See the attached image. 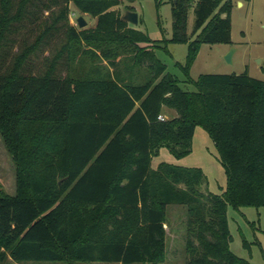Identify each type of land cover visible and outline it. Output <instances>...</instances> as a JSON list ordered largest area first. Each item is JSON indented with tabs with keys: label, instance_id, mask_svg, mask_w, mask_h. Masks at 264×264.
<instances>
[{
	"label": "trees",
	"instance_id": "1",
	"mask_svg": "<svg viewBox=\"0 0 264 264\" xmlns=\"http://www.w3.org/2000/svg\"><path fill=\"white\" fill-rule=\"evenodd\" d=\"M168 2L171 42L188 43L176 66L193 93L166 72L159 45H139L145 36L122 19L121 0H0V135L15 166V194L0 192V261L160 264L166 208L184 205L185 264H251L230 249L226 211L264 208V81L247 72L192 80L201 44L231 43V0ZM70 5L95 27L70 26ZM76 41L102 46L111 64L130 52L150 76L141 85L76 78ZM164 109L177 116L160 120ZM197 125L224 168L221 194L200 190V168L151 166L162 147L187 156Z\"/></svg>",
	"mask_w": 264,
	"mask_h": 264
},
{
	"label": "rangeland",
	"instance_id": "2",
	"mask_svg": "<svg viewBox=\"0 0 264 264\" xmlns=\"http://www.w3.org/2000/svg\"><path fill=\"white\" fill-rule=\"evenodd\" d=\"M122 15L126 11L138 15V24L132 25L141 31L145 39L139 45L146 49L155 48L156 57L166 66V72L175 76L182 90L193 93L194 85L188 82L183 71L176 63L184 65L187 61L188 43L171 42L172 11L168 0H121L117 9ZM82 17L87 25L79 28L77 20ZM231 43L201 44L193 61L189 75L196 80L202 74H242L264 81V0H231ZM195 24L194 7L188 11L187 33L191 36ZM69 25L77 32L90 30L96 25V18L90 14L77 11L70 5ZM105 48L107 46H104ZM103 47L87 41H76L72 45L70 74L76 78H114L121 84L141 85L150 76L148 68L136 65L133 55L122 50L117 51L114 64H111L102 53ZM232 51L231 63L225 56ZM164 119L176 117L173 110L164 109ZM164 162L181 167L200 168L206 183L202 192L221 194L226 188V174L219 160L217 149L208 133L201 125L195 127L191 152L180 159L175 158L166 148L158 150L152 158L151 166L155 169ZM0 192L15 194V166L7 153L0 135ZM187 207L169 205L166 208L165 230L166 259L160 264H185ZM226 217L232 236L231 251L251 264H264V208L227 207ZM0 264H120L109 262H69V261H25L15 262L6 257ZM147 264V263H133Z\"/></svg>",
	"mask_w": 264,
	"mask_h": 264
},
{
	"label": "water",
	"instance_id": "3",
	"mask_svg": "<svg viewBox=\"0 0 264 264\" xmlns=\"http://www.w3.org/2000/svg\"><path fill=\"white\" fill-rule=\"evenodd\" d=\"M122 19L131 25L138 24V15L132 11H126L125 14L122 15ZM77 23L79 28H84L87 25L86 21L82 17L78 18ZM231 56H232V51L225 56V60L229 63H231Z\"/></svg>",
	"mask_w": 264,
	"mask_h": 264
},
{
	"label": "built area",
	"instance_id": "4",
	"mask_svg": "<svg viewBox=\"0 0 264 264\" xmlns=\"http://www.w3.org/2000/svg\"><path fill=\"white\" fill-rule=\"evenodd\" d=\"M158 118H159L160 120H163V119H164L162 115H160Z\"/></svg>",
	"mask_w": 264,
	"mask_h": 264
}]
</instances>
